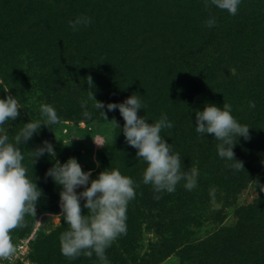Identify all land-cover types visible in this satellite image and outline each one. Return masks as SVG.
<instances>
[{
  "label": "trees",
  "instance_id": "trees-1",
  "mask_svg": "<svg viewBox=\"0 0 264 264\" xmlns=\"http://www.w3.org/2000/svg\"><path fill=\"white\" fill-rule=\"evenodd\" d=\"M7 2L8 7L11 6L10 12L0 13L3 27L10 23L18 24L20 17L22 20L31 19L34 22L32 27L36 28L35 31L27 30L25 34L33 35V40L35 39L31 46L29 44L33 40L26 43L28 46L26 50L30 55L43 54L45 50L48 52L54 48L58 52L62 51L55 57L56 59L52 60L51 55L43 61L46 68H56L47 77L48 81H44L45 88L60 90L62 87H74L76 84L75 87L81 90L84 98L87 97L88 90L93 91L96 96H102L103 91H100V87L96 86L97 91L95 89L94 78L85 74L89 65L95 62L98 66L108 68L110 73L120 74L122 77L120 81L123 83L120 84L118 93L123 95L124 90L131 95L133 93L142 95L141 99L146 105L143 111L149 123L159 118L161 113H167L174 126L162 130V136L172 144L174 151L179 152L181 170L185 167L187 168L185 170L195 168L198 171L197 186L191 191L186 189L183 186L184 181H181L174 192L159 194L160 199L154 198L151 185L144 186L140 183L142 184L139 191L140 199L127 214L126 233L119 235L115 242H112L113 250L110 251V255L113 256V260H118L116 264L127 262L126 259H122V254L128 256L130 264L134 262L159 264L175 252L181 256V264H204L207 260V264H264V192L260 190L258 198L252 205L239 210L240 218L237 226L234 227V229L238 227L236 230L239 232L238 240L229 239L230 228H221L206 240L196 243L188 235L187 230L188 226L197 222L198 216L205 214L202 212L205 210L207 197L211 196V188H215L216 194L219 190L226 189L239 193L248 180H251L250 172L255 173L259 167L257 157L247 156L253 157L254 161L252 160L248 165L246 163V167L249 165L250 167L243 171L244 176L240 173V168L229 167L220 157L210 168L208 157L216 155V147L207 146L206 149L200 150L196 148L194 139L183 138L185 132H195L196 110H199L201 104L208 103L210 97H207V93L211 92L208 91L209 85L204 81L206 69L199 65L191 68L189 60L202 54L204 59L219 54L221 58L217 59L220 63H214L210 67V71L218 73L219 69L224 68L222 64L224 61L226 65L234 61L230 60L228 49H225L226 59L220 48V46L224 48L230 42L231 24H238L239 28L242 24L248 27L255 23L258 27H254L250 37L246 36L244 39L242 35L234 34L238 44L234 52L236 60L240 58L241 63L246 58L251 60L250 64L258 63L257 58L261 52L264 53V0H241L236 15H230L211 5L210 0L208 6H205V0H16L13 2L9 0ZM82 14L91 17L92 22L73 31L68 23L69 20H74ZM4 15H9L11 18L4 22L2 18ZM209 17L216 19V23L211 28L205 23ZM6 36L10 47L17 37H21L18 33L12 35L8 33ZM121 47L126 48L121 50ZM88 50L102 61L89 59L86 55ZM129 53L139 57H128ZM68 60L78 62L79 66L76 64L80 75L72 71L69 66L65 67ZM88 60L91 62L86 64ZM56 72L59 75L66 72L64 85L61 84L60 78L56 79V77L54 83H50V77L54 78ZM257 77L263 87V91L258 95H263L261 101L264 103V74L257 71ZM91 79L93 83H90ZM72 82L75 84L70 85ZM248 94L249 98H252V94L249 92ZM60 108V112L70 117H78L77 120L81 119L80 115L84 112L81 105L65 104ZM88 108L93 112L92 118L96 117L97 110L92 109L91 105ZM247 121L248 118L245 117L241 123ZM122 127L123 123L121 129ZM173 130L174 135L171 133ZM239 140L244 142L245 139L240 137ZM118 142H123L127 151L125 161L130 165L137 149L126 143L124 134ZM112 156L118 155L112 154ZM234 158L243 164L238 154H235ZM215 159L216 157L213 158ZM124 171L134 181L142 180L136 173L138 169H131L128 166ZM196 200L202 203L198 205ZM193 205L200 211L194 209ZM81 206L83 208L82 202ZM87 212L85 208L84 213ZM198 220L201 225L203 219ZM144 227L146 230L151 227L158 236L155 243H149L150 249L147 251L143 250V242L148 243ZM65 230L66 225L60 231ZM53 240L54 247L58 246L55 239ZM222 245H227V249L228 246L233 248V255L229 257L225 255L228 258L226 260L220 255L219 246ZM115 247L123 251L119 252Z\"/></svg>",
  "mask_w": 264,
  "mask_h": 264
},
{
  "label": "rangeland",
  "instance_id": "rangeland-1",
  "mask_svg": "<svg viewBox=\"0 0 264 264\" xmlns=\"http://www.w3.org/2000/svg\"><path fill=\"white\" fill-rule=\"evenodd\" d=\"M7 1L9 0H0V13L7 14L10 12L11 6L8 7ZM11 1L13 2L16 0ZM2 18L5 22V20H9L11 17L9 15H4ZM33 24V20H22L21 17L20 22L15 25L10 23L7 24L6 27H3V23L0 22V98H6L8 95L16 96L20 107V115L16 119L6 122L3 127L9 135V139L14 140L15 135L23 126V123L28 122L30 119L40 118L39 104L41 102L53 104L57 109L58 115L61 117V122L56 124L55 127L52 126V129L47 126H41V131L38 135H34L29 141L20 145L25 156L23 163L28 169L27 174L33 180L36 179L38 187L43 190L44 194L37 202L36 216L26 214L23 226L14 228L10 231L11 239L14 244L17 245V251L11 260L0 259V264H99L95 253L91 257L80 255L75 259H70L62 255L60 251L59 235L61 233L60 230H63L66 224L61 217H54L61 212L59 207L60 186L56 185L51 177L45 178V172L54 164L55 160L52 159L49 154L45 153L44 156L38 158L33 165L32 160L34 157L31 150H34L38 145H41L42 141L49 140L54 145L56 152L55 159H58L63 163L70 157H76L84 170L90 169L92 171V179H95L101 171L107 168H119L121 173L127 176L128 174L125 173L124 169L128 166L131 169H138V172L136 173L142 179L146 163L137 159L136 156L132 159L130 165L126 163V148L124 147L123 142H118L119 139H122L123 134H121L120 129L114 124V122H112L113 118H115L120 127L121 123L124 124V120L118 109L113 111H109L107 107L103 109L107 114L108 120H105L98 111L97 116L91 119L85 118L82 112L80 120H77L78 117H70L63 112H60V107H64L65 104H74L77 106L81 105L82 100H87L86 107H88L92 105L93 101L89 100L88 97L84 98L81 94V90L75 87L76 84L74 82L70 83V85L75 84V86L70 88L62 87L60 90L59 88H45L46 83L44 81H48L47 77L50 76L51 72L56 68H46L43 61L44 59H48L47 57H50L51 55L53 60L62 51L58 52L54 48L48 52L45 50L43 54L37 53L36 55L33 53L30 55L26 50L28 47L26 43L31 42L30 40H33L34 36L25 34L27 30L35 31L36 28L32 27ZM254 27H258V24L254 23L248 27L242 24L239 28L238 24H231L229 29L231 32L230 42L224 46V48H222V46H220V48L222 49L224 58H226L225 49H228L229 58L234 61H231L230 65H226V62L224 61L222 63L224 68L219 69L218 73L210 71V67H212L214 63H220L217 59L221 58L219 54L215 57L212 56L206 59H204V55L202 54V56L193 57L192 60H189L191 68L199 65L201 68L206 69L204 81L209 85L208 91H211L210 93H207V97H210L208 103H214L217 106L223 107L224 102H227L232 105V115L238 121L241 122L243 118H248V121L244 124H247L250 127L249 139L244 140V142L237 139L234 142L236 143L234 146V153L238 154L239 158L243 160V166L240 167V173L244 176L243 171L247 170L250 165L248 167L246 166L251 163L252 160L254 161L253 157H247L249 155L257 157V164L259 165L255 173L250 172L251 180H248V183L243 186L238 194H236V191H228L226 189L219 190L217 194H214V198L212 195L207 197V202L204 205L205 210L202 212L205 214L203 216H198L197 222L191 224L187 228L188 235H190V237H192L191 239L196 243L206 240L221 228H230L228 230L230 235L229 239L233 241L238 240L239 232L236 231L238 227L236 229H234V227L237 226V222L240 218L239 210L243 207L252 205L258 198L260 192L256 182L259 181L260 183H264V103L261 101L263 95H258L259 92L263 91V87L262 83L257 79L259 78L257 77V71L264 74V53L261 52V55L258 57L259 59L257 58L258 63L255 65L250 64L251 60L249 61L248 58L244 59L242 62L245 64L244 66L239 60L240 58L236 60L234 52V49L238 46L234 34H240L245 39L246 36H251ZM8 33L11 35L14 33L21 35V37H17L16 40L10 44L11 47L9 46L8 41H6V34ZM258 36L260 37V35ZM34 41L35 39L29 44V46H31ZM49 42L51 43V40H49ZM5 45L7 47H5ZM125 48L126 47H121V50H124ZM83 50L86 49L83 48ZM86 53L89 59H101L92 55L90 50ZM129 54L128 57H139L132 53ZM126 56L127 55H125V57ZM63 58H65V56ZM88 61L89 62H86V64L91 62L90 60ZM66 63L65 67L69 66L72 71L80 75L78 68L79 64L77 61L70 62V60H68ZM247 68L249 70H247ZM85 71V74H87L88 77H91L92 79L94 78L93 82H95V89L97 86V88L100 87V91H103L102 96H96L95 93L94 96L97 100L105 102V105L109 102H123V100L131 95L124 90L123 95L118 93L119 86L123 83L120 81L122 77L120 74L115 75L110 73L109 69L105 66H98L97 63L94 62L89 65ZM81 75L83 77V72ZM55 77L56 79L60 78L61 84L64 85L66 82V79L64 78L67 77V74L64 72L59 75L58 72H56L54 78L50 77V83H54L53 81ZM189 83H191V81ZM65 86H68V84H65ZM78 87H80V85ZM243 87L246 88L244 89ZM248 92L252 94V98H249ZM60 95H62L61 99ZM249 100L255 102V108L248 107ZM201 105L199 106V110L202 111L205 104L203 106ZM138 115H145L143 109L138 110ZM64 126L67 128H64ZM171 133L174 135V130L171 131ZM161 135H163L162 132ZM185 137H191L190 139H194V142L197 145L196 148L200 150H203L204 148L206 149L207 146L212 148L216 147L215 145L217 144L214 134H206L205 137H201L196 131L193 133L185 132L183 138ZM93 138H99L98 142H101L104 145H96ZM236 146L238 148H236ZM244 153H247L248 155ZM112 154H117L118 156H112ZM214 157H216L215 160H213ZM219 159L217 153L216 155L209 156L208 165H210V168L211 166L213 167ZM135 164L136 166H134ZM182 168H184L182 170L187 169L185 167ZM253 178H255L254 181ZM141 188L142 184L136 188L135 198L128 203L127 214H129L138 203L140 199L139 191ZM80 190H82V188L77 189V191ZM81 202L84 203L83 200ZM196 203L200 205L202 202L196 200ZM194 209L200 211L196 206H194ZM84 212L85 208H82V214H85ZM156 215L159 216L158 213H156ZM199 218L203 219L201 225L198 222ZM144 231L148 243L143 242V250L147 251L150 249L149 243H155L158 236L156 235L155 230L151 227L147 230L145 228ZM53 239H55L58 246L54 247ZM22 240H28V243L23 248L24 251L20 249ZM113 242H115V240ZM221 247L219 246L220 255H222L225 260L228 259L227 257L230 255H233L232 247L228 246V249L226 248L227 245ZM115 249L119 252L123 251L121 248L115 247ZM111 250H113L112 244L106 249V255L110 264H116L118 260L112 259L113 256L110 255ZM225 255L227 257H225ZM122 259H126L127 262H129H126L125 264H130L126 254H122ZM181 262V256L175 252L159 264H181ZM207 263L208 260L204 261V264ZM132 264L138 263L134 262Z\"/></svg>",
  "mask_w": 264,
  "mask_h": 264
},
{
  "label": "clouds",
  "instance_id": "clouds-1",
  "mask_svg": "<svg viewBox=\"0 0 264 264\" xmlns=\"http://www.w3.org/2000/svg\"><path fill=\"white\" fill-rule=\"evenodd\" d=\"M210 3L230 15H236L241 0H210ZM208 4L209 0H205V6ZM91 22V17L82 14L68 23L76 31ZM205 23L211 28L216 19L209 17ZM90 83H93L92 79ZM87 97L93 101L91 108L97 110L105 120H108L106 112L103 111L105 107L109 111L119 110L124 120L122 129L115 118L112 122L123 132L126 143L137 149V159L146 163L142 180L134 181L123 175L119 168H107L92 179V171L84 170L76 157H70L63 163L55 159L54 145L49 140L42 141L41 145L31 150L34 157L32 164L45 153L55 160L45 172V178L51 177L60 186L61 212L54 217H61L67 225L66 230L59 235L62 255L75 259L80 255L91 257L95 253L99 264H110L106 249L119 235L126 233L127 206L135 198L136 188L140 183L151 185L154 198L160 199L159 194L174 192L181 181L191 191L197 186L198 171L195 168L181 170L179 152L174 151L172 144L161 135L162 130L174 126L167 113H161L151 123L146 115H138V110L146 107L141 99L142 95L133 93L123 102H109L106 105L105 102L97 100L91 90L87 91ZM86 105L87 100H82L83 116L91 119L93 112ZM248 107L255 108V102L249 100ZM19 110L16 96L0 98V259L8 260L17 251L10 231L23 226L26 214L36 216L37 202L44 194L36 179L33 180L27 174L28 169L23 163L25 156L20 145L38 135L41 126L52 129L53 125L61 122L54 105L41 102L40 118L23 123L14 140H10L3 125L16 119L20 115ZM249 129L247 124L241 123L232 115V105L227 102H224L223 107L206 103L202 111L196 110V133L201 137L214 134L218 156L233 169L243 166L242 162L234 158V141L240 137L249 139ZM98 139L93 138L96 145L103 146ZM256 184L264 192V183L257 181ZM78 188L82 190L77 191ZM214 193L215 188H211L210 195L213 198ZM82 200L83 208L88 210L87 214H82Z\"/></svg>",
  "mask_w": 264,
  "mask_h": 264
},
{
  "label": "built area",
  "instance_id": "built-area-1",
  "mask_svg": "<svg viewBox=\"0 0 264 264\" xmlns=\"http://www.w3.org/2000/svg\"><path fill=\"white\" fill-rule=\"evenodd\" d=\"M27 243H28V240L27 241H24V240L21 241L20 249H22V251H24L23 248L26 246ZM10 264H15V263H10Z\"/></svg>",
  "mask_w": 264,
  "mask_h": 264
}]
</instances>
